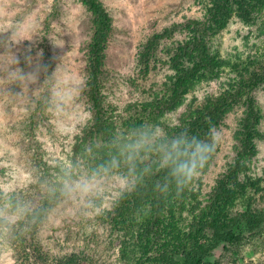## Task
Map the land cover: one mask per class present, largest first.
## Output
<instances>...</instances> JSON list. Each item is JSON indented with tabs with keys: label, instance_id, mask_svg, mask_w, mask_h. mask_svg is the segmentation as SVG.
<instances>
[{
	"label": "rangeland",
	"instance_id": "rangeland-1",
	"mask_svg": "<svg viewBox=\"0 0 264 264\" xmlns=\"http://www.w3.org/2000/svg\"><path fill=\"white\" fill-rule=\"evenodd\" d=\"M99 1L113 23L101 77L113 125L105 135L87 133L92 123L87 47L93 25L86 6L81 0H0V185L30 205L21 231L0 240V264H186L194 252L207 254L210 264H264V83L251 93L263 115L256 154L230 198L213 192L235 157L242 97L230 101L214 124L221 139L211 161L180 195L174 189L167 195L159 227H149L154 219L147 204L122 218L108 215L127 192L120 187L124 166L104 169L118 134L143 122L186 127L189 117L233 90L264 60V3L229 1L208 31L213 61L194 75L173 108L167 104L168 88L193 64L190 56H179L189 26L212 15L222 0ZM18 30L32 40L18 46L13 36ZM14 53L26 72L31 70L26 55L39 54L49 69L34 83L14 80L5 70ZM66 85L70 105L62 115L54 114L52 91ZM98 167L104 170L93 208L62 195L69 174L87 176ZM226 230L240 239L221 241Z\"/></svg>",
	"mask_w": 264,
	"mask_h": 264
},
{
	"label": "trees",
	"instance_id": "trees-1",
	"mask_svg": "<svg viewBox=\"0 0 264 264\" xmlns=\"http://www.w3.org/2000/svg\"><path fill=\"white\" fill-rule=\"evenodd\" d=\"M230 0H222L221 3L214 8L212 15H208L203 20H192L193 28L189 26L191 34L184 43V46L179 49L180 57L190 56L193 59V64L190 67H184L181 70V75L178 76L173 83V87L168 88L171 91L169 104L175 107L181 100V91L193 79L194 75L203 70L211 61L213 55L210 53L208 46V31L213 22L226 12ZM264 3V0H256ZM82 4L91 13L93 33L87 47V64L88 75L86 80V96L92 110V123L87 129L88 134L105 135L113 128L112 123L107 119L105 104L101 95V77L104 73V48L108 43L110 35L113 31V23L109 13L99 0H81ZM49 69V68H48ZM247 76L229 93L219 96L214 100L212 105L198 115L189 117L186 123V128L193 133L204 135L209 128L216 125V120L229 109V102L235 98H244L243 106L245 108L242 117L241 125L234 135L237 143L235 148V157L233 162L229 164L226 172L218 180L213 193L217 196L223 195L225 198H230L233 194V184L243 175L250 160L256 154L255 139L260 135L258 125L263 119L261 111L256 108L255 99L251 93L258 89L264 83V60L254 68L249 70ZM166 89V91H168ZM244 91V92H243ZM244 93L246 96L242 95ZM38 108L43 109L42 102L38 103ZM212 159V158H211ZM210 159V161H211ZM177 193V195H180ZM167 196L162 195L153 189V181L149 180L143 187L135 191L127 192L122 200L118 202L114 208L108 211V215L122 218L128 212H134L138 207L147 204L150 208L153 220L150 228L159 227L160 217L163 212V203ZM155 214V215H154ZM150 221V220H149ZM250 225H253L250 223ZM258 225L252 226V228ZM240 236L232 230H226L222 235L221 241L232 244L239 240ZM207 254L194 252L188 254L186 264H210L205 261Z\"/></svg>",
	"mask_w": 264,
	"mask_h": 264
},
{
	"label": "clouds",
	"instance_id": "clouds-1",
	"mask_svg": "<svg viewBox=\"0 0 264 264\" xmlns=\"http://www.w3.org/2000/svg\"><path fill=\"white\" fill-rule=\"evenodd\" d=\"M19 46L25 40H32L23 30L13 33ZM25 62L31 68H21L16 53L12 56L8 75L21 83L36 82L48 66L37 57L26 55ZM63 83V81H58ZM56 99L54 114L62 115L69 107L72 92L67 85L63 90L53 89ZM221 135L214 128H209L204 135L193 133L186 127L163 125L159 122H143L133 125L127 133H120L114 140L115 152L104 165V169L124 166L122 172V191L131 192L153 181L154 191L167 196L173 189L176 193L187 188L205 168L217 150ZM101 168L90 175L73 178L70 174L62 185V195L69 200L84 201L85 208H93L99 199V178ZM30 205L16 199L12 189L0 185V240H11L20 232L18 227L22 217L27 216Z\"/></svg>",
	"mask_w": 264,
	"mask_h": 264
}]
</instances>
